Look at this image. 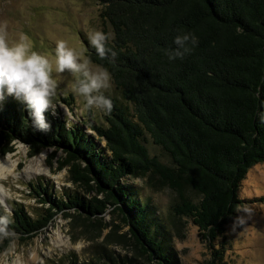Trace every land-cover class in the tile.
I'll return each mask as SVG.
<instances>
[{"label": "trees", "instance_id": "1", "mask_svg": "<svg viewBox=\"0 0 264 264\" xmlns=\"http://www.w3.org/2000/svg\"><path fill=\"white\" fill-rule=\"evenodd\" d=\"M99 2L100 18L112 30L110 52L101 58L86 45V56L111 73L120 92L110 98L106 126L87 125L103 149L79 126L52 115L51 130L35 132L23 105L12 97L0 103L1 156L13 152L15 141L28 147L29 158L45 149L50 159L61 153L58 170L67 167L70 181L95 195L87 200L65 191L56 198L30 186L47 208L36 218L18 206L0 208V254L13 240L35 237L58 213L90 219L110 211L148 262L172 264L154 208L120 182L130 176L156 178L174 192L172 213L197 228L209 252L204 264H226L224 234L239 222L241 182L264 163V0ZM178 32L194 33L199 44L184 59L169 61L166 50L175 47ZM145 135L170 165L150 156Z\"/></svg>", "mask_w": 264, "mask_h": 264}, {"label": "rangeland", "instance_id": "2", "mask_svg": "<svg viewBox=\"0 0 264 264\" xmlns=\"http://www.w3.org/2000/svg\"><path fill=\"white\" fill-rule=\"evenodd\" d=\"M101 10L99 0H0V29L6 32L10 44L26 34L33 50L42 55L53 57L57 42L64 40L86 56V45H92V33L106 32L108 39L113 37L110 26L100 18ZM54 75L58 80V94L56 115L52 116L66 121L67 126L70 123L79 126L103 149L104 141L87 125L105 127V111L96 108L85 111L83 99L70 91L74 77L68 73ZM104 94L120 98L113 82ZM143 144L150 156L170 165L169 157L148 135L144 136ZM12 145V153L0 154V161L9 155L15 166L13 174L6 172L0 178L1 209L10 212V207L18 206L32 218L42 215L47 205L39 203L30 188L33 185L56 198L65 191L87 200L94 197V193H87L70 181L67 167L58 170L61 153L50 159L51 150L45 149L29 158L26 145L17 141ZM120 180L137 190L140 200L154 208L155 223L162 230L161 240L170 251L172 264H204L208 260L209 252L197 228L187 218L172 213V205L178 201L174 192L156 178L125 176ZM40 190L36 189L39 193ZM184 194L195 203L199 200L189 188L184 189ZM239 197L243 202L238 208L239 222L225 229L224 261L226 264H264V163L249 169L241 182ZM73 214L58 213L35 237L27 241L13 240L0 254V264H153L135 249L117 213L107 211L90 219Z\"/></svg>", "mask_w": 264, "mask_h": 264}, {"label": "clouds", "instance_id": "3", "mask_svg": "<svg viewBox=\"0 0 264 264\" xmlns=\"http://www.w3.org/2000/svg\"><path fill=\"white\" fill-rule=\"evenodd\" d=\"M90 39L101 58L109 55L108 37L94 32ZM173 44L174 48L166 50L169 61L182 60L198 46L199 38L192 32H178ZM110 54L112 58L116 55ZM54 73L74 77L70 91L83 99L85 111L93 108L111 111L112 101L104 93L111 87L112 75L106 68H93L89 57L69 47L64 40L57 42L54 56L49 57L34 51L26 34L10 44L6 32L0 29V103L10 96L23 105L38 133L50 131L47 116L56 115L58 80Z\"/></svg>", "mask_w": 264, "mask_h": 264}, {"label": "bare ground", "instance_id": "4", "mask_svg": "<svg viewBox=\"0 0 264 264\" xmlns=\"http://www.w3.org/2000/svg\"><path fill=\"white\" fill-rule=\"evenodd\" d=\"M15 169L14 164L11 162V156H7L2 161H0V178L5 177V173L13 174ZM24 171V170H23ZM3 195L0 194V197Z\"/></svg>", "mask_w": 264, "mask_h": 264}]
</instances>
